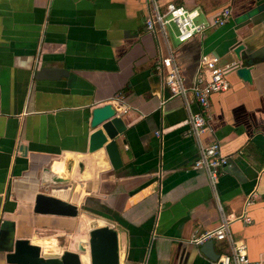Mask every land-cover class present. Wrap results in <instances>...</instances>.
<instances>
[{
	"label": "crops",
	"instance_id": "1",
	"mask_svg": "<svg viewBox=\"0 0 264 264\" xmlns=\"http://www.w3.org/2000/svg\"><path fill=\"white\" fill-rule=\"evenodd\" d=\"M167 2L197 9V22L224 7L231 16L180 43L173 25L164 35L146 29L148 0H0V222H14V238L47 254L86 246V238L69 241L78 216L33 212L43 193L109 220L119 264H214L190 239L222 217L249 259H264V49L253 59L251 81L233 68L237 44L248 53L264 47V9L233 19L264 0H159ZM167 54L187 85L201 54L228 67L229 87L211 94L208 128L198 138L188 133L183 100L170 96L158 70ZM41 68L59 72L38 79ZM104 103L125 125L117 167L103 149L88 151L91 110ZM213 141L227 157L215 186L194 164ZM46 173L66 179L54 182ZM63 237L60 250L55 238ZM213 247L227 252L230 242L214 240ZM4 254L0 264H7ZM80 256L88 262L87 252Z\"/></svg>",
	"mask_w": 264,
	"mask_h": 264
},
{
	"label": "built area",
	"instance_id": "2",
	"mask_svg": "<svg viewBox=\"0 0 264 264\" xmlns=\"http://www.w3.org/2000/svg\"><path fill=\"white\" fill-rule=\"evenodd\" d=\"M148 1L150 11L145 18L146 29L154 34L164 35L167 27L173 25L176 29V38L180 43L196 35H203L209 27L224 25L231 16L230 7H224L210 21L197 22L195 21L199 15L197 9L190 10L173 2L161 5L159 0ZM158 70L170 92V96L179 97L183 100L188 113L184 120L189 127L188 133L198 138L208 128L206 117L211 94L225 91L229 87L226 79L228 67H220L217 58L211 54H201L196 75L189 85L185 83L180 74L172 54L161 57ZM193 105L195 108L192 107ZM226 163L227 157L221 153L220 145L216 141L202 145L199 156L194 162L195 166L205 169L212 186H215L220 169ZM249 202H251L250 197L247 198L246 204ZM207 240H228L230 242V250L219 253L214 264H264V259L250 260L245 243L231 238L229 220L226 217H222L215 228L205 229L195 234L190 242L195 245H202Z\"/></svg>",
	"mask_w": 264,
	"mask_h": 264
},
{
	"label": "water",
	"instance_id": "3",
	"mask_svg": "<svg viewBox=\"0 0 264 264\" xmlns=\"http://www.w3.org/2000/svg\"><path fill=\"white\" fill-rule=\"evenodd\" d=\"M264 9V2L255 5L245 12L237 15L235 23L244 22ZM244 44H237L233 53L238 62L233 64L237 75L245 81H251V65L253 59L259 57V52L264 49L247 52ZM262 59V57H259ZM58 73L59 70L41 68L36 72V78H53L46 76V72ZM55 75V74H54ZM90 126L95 128L88 139V151L93 152L103 149L114 167L120 164V152L117 146V136L125 131V125L111 103L95 106L91 110ZM125 140H122L124 143ZM49 180L54 182L66 178L55 174L46 173ZM83 206L71 203L56 195L38 193L33 203V212L38 214H51L66 217H77ZM85 209V208H84ZM87 246V247H86ZM85 247L78 246L75 251L65 250L61 254H44L38 244L25 238H14V222L2 220L0 222V251L4 252L7 264H83L80 252H87L88 264H119V245L117 229L109 224L93 225L88 231V241ZM206 249L209 258L216 259L218 253L214 250L213 240H207L201 245Z\"/></svg>",
	"mask_w": 264,
	"mask_h": 264
},
{
	"label": "rangeland",
	"instance_id": "4",
	"mask_svg": "<svg viewBox=\"0 0 264 264\" xmlns=\"http://www.w3.org/2000/svg\"><path fill=\"white\" fill-rule=\"evenodd\" d=\"M78 220H76V222L74 221L73 224L74 225L71 227L70 232H69V241L73 242L75 241H80L84 238H86V241H88V231L90 228L93 227V225L98 224V220H103L102 224H98L96 226H100V225H104V224H109L111 223L109 220L106 219H101L100 217H97V215L87 211L84 208L80 209V214L78 215V217L76 218ZM65 239L63 238H55V243L60 247L59 249L61 250L63 247V243H64ZM87 247V246H86ZM77 249V248H76ZM62 253V252H60ZM82 263L83 264H87L86 260L84 258H82Z\"/></svg>",
	"mask_w": 264,
	"mask_h": 264
},
{
	"label": "trees",
	"instance_id": "5",
	"mask_svg": "<svg viewBox=\"0 0 264 264\" xmlns=\"http://www.w3.org/2000/svg\"><path fill=\"white\" fill-rule=\"evenodd\" d=\"M86 208L89 209L90 211L93 210V211H95L97 213H100V214H102L104 216H107V217L109 216L107 210L105 208L100 207V206L92 207L90 205L89 206L86 205Z\"/></svg>",
	"mask_w": 264,
	"mask_h": 264
},
{
	"label": "bare ground",
	"instance_id": "6",
	"mask_svg": "<svg viewBox=\"0 0 264 264\" xmlns=\"http://www.w3.org/2000/svg\"><path fill=\"white\" fill-rule=\"evenodd\" d=\"M49 252H51V250L46 249L45 247L43 248V253L47 254V253H49ZM81 259H82V256H81ZM84 259H85V258H84Z\"/></svg>",
	"mask_w": 264,
	"mask_h": 264
}]
</instances>
